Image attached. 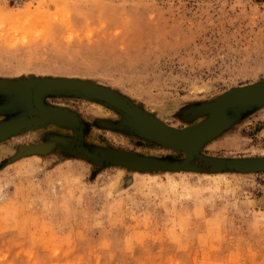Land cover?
Returning a JSON list of instances; mask_svg holds the SVG:
<instances>
[{
  "label": "rangeland",
  "instance_id": "rangeland-1",
  "mask_svg": "<svg viewBox=\"0 0 264 264\" xmlns=\"http://www.w3.org/2000/svg\"><path fill=\"white\" fill-rule=\"evenodd\" d=\"M42 78L89 81L193 126L223 94L264 80V0H0V80ZM27 95L0 93V120L31 112ZM44 100L79 116L92 154L183 166L99 165L56 124L0 141V264H264V170L237 166L264 157V105L230 111L231 126L189 156L102 126L130 123L102 103ZM37 145L49 151L21 153Z\"/></svg>",
  "mask_w": 264,
  "mask_h": 264
},
{
  "label": "water",
  "instance_id": "water-1",
  "mask_svg": "<svg viewBox=\"0 0 264 264\" xmlns=\"http://www.w3.org/2000/svg\"><path fill=\"white\" fill-rule=\"evenodd\" d=\"M80 81H81L80 79H69V78H42V79L36 80L34 83L25 82V81L0 80V93L25 90L28 94L27 104L31 109V112L29 113L18 114V115L8 117L6 119H2L0 120V124L17 119L18 117H21V116H24L30 119L33 117L37 118V116H40L41 111L39 110L38 106L36 105V101H35L36 92L38 94V99L43 104L42 106L44 107L53 106V108L57 107V108L66 109L67 111L74 114L77 120L76 124L64 123L63 121H59L56 118L39 119L37 121H30V122L28 121L24 124L15 125V126H12L11 128L1 131L0 141H3L13 135H16V134H19V133H22L28 130L42 128L48 124H56L59 126L68 127V128L73 129L75 133V138L72 140H65V141L63 140L62 142L76 156L90 160L99 165L108 164V165L121 166V167L130 169V170H133V171H142L143 168L141 166L127 162L126 159L120 158L119 156L120 154L118 153H122V152L124 153L126 151L101 150L97 154H92L86 151L82 147V144H81L83 123L81 119L79 118V116L74 111L68 108L46 104L44 100L45 97L50 94H65V95H72V96L85 98V99H89V100L102 103L118 111L119 113H121L122 115H124L126 118L130 120L129 124H118V125H112L108 122L101 121L100 124H102V126L106 128H111L114 130H121V131H126L129 133L135 134L146 140L160 144L172 150L180 151L189 156L197 155L206 143L218 137L220 134H222L225 130H227L231 126L232 118L229 115L230 111H237V110L246 109V108L251 109V108L264 105V80L256 83V85L253 84L254 86L250 88H246L242 90H239L241 89V87L235 88L229 91L228 93L223 94L222 96L217 98L215 101H213L206 107V112L208 113V116L204 120L200 121L199 123L193 126L187 127L189 129L181 128V129H185V130H178V132L182 134L180 135L176 134L174 138L172 139H160V138H157L151 135H142L138 133L135 128V125H136L135 117L130 115L126 110H124V108H122L115 102H112L102 97V95L96 93L94 89H92L93 87L98 88L101 85H98V84H95L89 81H84V80H82L83 82H80ZM52 82H55V83H52ZM76 82L81 83V84H86L89 87H85V86L83 87L81 85H76ZM104 88L114 93L120 99L122 98L124 101L129 103L131 106L129 104L128 105L131 108L141 111L145 113L146 115L152 116L144 112L140 108L134 106L128 99L118 95L117 93H115L114 91L106 87ZM226 100H229V101H226ZM218 107H220V109L222 110V114L224 115L225 122L223 124L213 126L215 109ZM2 110L9 112L8 110H11V109L10 107H8V108H3ZM153 117L154 116H152V118ZM158 121L162 125H165L166 127H170L166 125L165 123H163L162 121L160 120ZM169 130L177 131L176 129H172V128ZM48 151H49V146H46V145L25 146L21 149V153L26 156L41 155ZM126 153H130V152H126ZM137 156H141V155H137ZM141 157L152 159L157 165L161 164L162 167H169L167 168L168 171L177 170V169L182 168L183 166L178 163L166 162V161L148 157V156H141ZM255 161L256 162L258 161V162L256 163ZM262 161H264V158L246 160V161L238 162L237 166L239 167V169L243 171L264 170V164H262ZM150 170H153V169L150 168Z\"/></svg>",
  "mask_w": 264,
  "mask_h": 264
},
{
  "label": "bare ground",
  "instance_id": "bare-ground-1",
  "mask_svg": "<svg viewBox=\"0 0 264 264\" xmlns=\"http://www.w3.org/2000/svg\"><path fill=\"white\" fill-rule=\"evenodd\" d=\"M80 82H83V81L81 80ZM52 83H55V82H52ZM76 85H81L83 87L84 86L89 87L86 84H81L78 82H76ZM254 85H256V84H254ZM254 85L241 87V89H239V90L250 88V87H253ZM92 89H94V91L96 93L102 95V97H104V98H106L112 102H115L116 104H118L119 106L124 108V110H126L130 115L135 117L136 131L142 135H151V136H154V137H157L160 139H172V138H174V136L176 134H178V135L182 134V133L178 132V130H185V129H176V128H172V127H166L165 125H162L154 117L152 118V116L146 115L145 113H143L141 111H138V110L131 108L130 107L131 105L129 103L124 101L122 98L120 99L114 93L106 90L102 86H99L98 88L93 87ZM35 101H36V105L38 106L39 110L41 111L40 116H37V118L33 117L31 119L26 118L24 116H21V117H18L17 119H14V120H11L9 122L0 124V132L5 130V129L11 128L12 126L21 125V124H24L28 121L29 122L30 121H37L39 119L56 118L57 120L63 121L64 123H68V124H76L77 123V120H76L74 114L67 111L66 109L57 108V107L53 108V106H51V107L42 106L43 104L38 99L37 92L35 93ZM226 101H229V100H226ZM224 122H225L224 115L222 114V110L220 109V107H218L215 109L213 126L223 124ZM171 128L176 129L177 131L169 130ZM186 129H189V128H186ZM118 154H120L119 155L120 158L126 159L127 162L141 166L143 168V170L139 171V172H152V171H164V172H166V170H168L167 168H169V167H162L161 164L157 165L152 159L137 156L136 154H133V153H126V152L123 153L122 152V153H118ZM262 164H264V161H262ZM150 166H152V167H150ZM149 167L153 170H150ZM160 169H162V170H160Z\"/></svg>",
  "mask_w": 264,
  "mask_h": 264
}]
</instances>
